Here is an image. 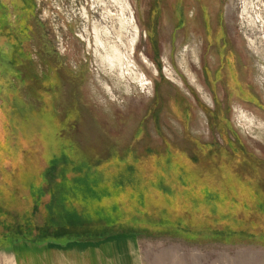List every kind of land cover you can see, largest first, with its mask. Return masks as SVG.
I'll list each match as a JSON object with an SVG mask.
<instances>
[{"label": "rangeland", "instance_id": "374dc122", "mask_svg": "<svg viewBox=\"0 0 264 264\" xmlns=\"http://www.w3.org/2000/svg\"><path fill=\"white\" fill-rule=\"evenodd\" d=\"M239 148L257 185L210 159L230 165ZM96 173L105 184L88 194ZM132 173L173 181L177 198V177L194 181L191 208L216 226L230 225L229 200L264 201V0H0V264L95 250L115 264H264V240H202L199 219L137 185L119 207L106 190ZM125 210L199 232L156 235Z\"/></svg>", "mask_w": 264, "mask_h": 264}, {"label": "trees", "instance_id": "16d2710c", "mask_svg": "<svg viewBox=\"0 0 264 264\" xmlns=\"http://www.w3.org/2000/svg\"><path fill=\"white\" fill-rule=\"evenodd\" d=\"M14 36V35H13ZM236 154H234L232 156L234 163L228 165V162H220V159L223 158V154L220 153L219 155H211L210 159L213 161V163H215L214 167L218 168V171H224V170H228L232 175H235V177H240L242 179H247V183L249 185H257V181L253 178H251L250 176H255L258 175L259 173L256 172L259 171L260 167L257 168H252L251 163H249L248 161V157H250L249 155H246L244 153V150L239 148L236 149ZM207 156H209V154H207ZM227 156V155H226ZM205 159L208 160V157L206 158V155L204 156ZM226 165L227 168H221L220 165ZM244 167V168H242ZM132 168L131 166L129 167V169ZM178 171H181V169H178ZM203 175L206 176V170L202 171ZM98 173H96L94 175V177H92V180L90 181L89 184H83L82 186L85 188L86 192H88V194L90 193H94V191L96 192H101L99 190H102L98 187L92 186L94 184H105L104 182L100 181L98 175ZM139 177L136 176L134 173L132 174H128V178L124 179V180H120L118 181V185L119 187H115V188H111V189H107L106 191H108L107 193H112V192H118L119 196L117 197L116 201H117V205L121 208H128L130 207V201H127L121 193H125L127 190H130L132 187L134 188L135 185H137L139 188L142 189V191H144L145 196H147V192H150V194H153L155 196H157L158 198H165V199H171V201L179 204L178 207L176 209L178 210H184L186 211L187 216L191 217V218H196L199 219V221H201V226H205L207 227L206 229V233L208 234V238H203L202 236L200 237V239L202 240H212L213 236H222V235H235V236H239L242 239L245 240H264V231L260 228V230L255 228H252L250 226H247L248 224H251L252 221L257 220L258 223H264L261 219L264 218V213L263 214H255L254 212L256 210H259L258 205L261 204L262 208L264 209V201L262 203L256 204L254 202L253 197L248 199V202L250 204V207L247 206L246 204H244L242 202V200L245 201V199H242L241 197H237L235 199H231L229 200V206H233V207H229L227 204L226 206L229 207L228 209H225V211H229L224 214L226 218H230V225H226V224H222V225H214L211 224L210 222L207 223L202 216H200L199 213L195 212L191 207L197 206V205H201L203 204V198L199 195L196 196V186L198 184H196L194 181L183 178V177H177L175 183L176 185L181 188L182 190L185 189H189V191H187L188 193H182V197H178L177 196H173L172 194H174L175 190H176V186L174 184V189L170 191L169 190L172 186L173 181L171 182V184H167L166 187H164V185L166 183L161 182V184L159 185L158 189L157 187H143L139 184L138 182ZM92 182V184H91ZM195 183V184H194ZM202 183H204L205 189H207L206 191L208 192L205 196V202L207 204H215L217 202V197L215 195L214 192H216V190H213V192H210L212 189H217V184L214 182H209L210 184H212V189L211 187L208 185V182L206 181V179H202ZM251 183V184H250ZM193 185V187L189 188V185ZM210 192V193H209ZM258 192H260L262 198L264 199V185L259 183V187H258ZM195 193V194H194ZM236 193L238 195H240L239 191H236ZM121 195V196H120ZM103 196V195H102ZM107 196V195H105ZM227 199V198H226ZM152 207V212L156 213L159 211V208L156 204L151 205ZM219 206H215L212 209L208 210V217L211 218L212 220H215L216 215H217V211L216 214L214 215V213H212L213 211H215ZM221 207V205H220ZM224 211V212H225ZM264 212V210H263ZM135 214L137 216H135ZM142 213H135V211L131 210L130 212L128 211H123L122 212V216L126 218L125 223H127L130 226H140V227H145L147 229H151V233H155L156 235H173V236H179V237H183V238H191L194 235H197L199 231L197 230H192V231H187L186 229H189V226H185L184 224H182L185 220L182 218L176 219L172 222H169L165 219H159V220H150V219H142L141 217ZM249 217V220H247V218ZM178 220V221H177ZM110 223H113L111 225H107L106 227H110V226H114L117 225L115 224L116 222V216H114V214H112L109 218ZM182 222V223H181ZM131 223V224H130ZM175 223V224H174ZM206 223V224H204ZM147 226V227H146ZM239 228V229H238ZM212 235V237H211ZM18 238H20V236H13L12 239L14 240H18ZM214 239V238H213Z\"/></svg>", "mask_w": 264, "mask_h": 264}, {"label": "crops", "instance_id": "0c3cea01", "mask_svg": "<svg viewBox=\"0 0 264 264\" xmlns=\"http://www.w3.org/2000/svg\"><path fill=\"white\" fill-rule=\"evenodd\" d=\"M72 251L70 252V254ZM100 257V258H99ZM27 260H22L23 256H20L16 259V264H115L111 262V257L105 255V252L95 250L88 254H72V256L66 255L65 258H62L60 255L53 256H32L28 257ZM96 258V260H95ZM30 260V263H28ZM118 264V263H117ZM119 264H127L124 261Z\"/></svg>", "mask_w": 264, "mask_h": 264}, {"label": "bare ground", "instance_id": "6f19581e", "mask_svg": "<svg viewBox=\"0 0 264 264\" xmlns=\"http://www.w3.org/2000/svg\"><path fill=\"white\" fill-rule=\"evenodd\" d=\"M118 263V262H117Z\"/></svg>", "mask_w": 264, "mask_h": 264}]
</instances>
